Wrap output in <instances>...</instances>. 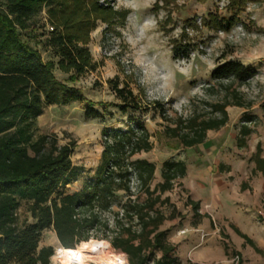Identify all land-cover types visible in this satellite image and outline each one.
<instances>
[{"label":"rangeland","instance_id":"1","mask_svg":"<svg viewBox=\"0 0 264 264\" xmlns=\"http://www.w3.org/2000/svg\"><path fill=\"white\" fill-rule=\"evenodd\" d=\"M98 2L127 15L112 24L101 20L95 23L86 47L96 68L74 82L68 81L72 72L58 69L59 58L46 46L52 29L46 7L29 21L27 30L20 31L22 39L38 50L44 61L55 63L54 74L59 81L79 89L88 102L98 104L96 109L105 111L104 119L87 120L84 103L45 106L36 119L35 138L55 135L59 145L75 144L71 160L74 166L83 168V173L66 191L81 190L94 175L103 151L102 131L125 129L134 119V123H144L151 135L152 150L138 153L133 160L155 164L152 189L162 182L161 170L166 161H184L190 171L163 196L168 202L161 207L169 218L162 229L169 230L167 239L171 245L179 246L184 257L190 255L186 264H264V174L255 158L258 155L264 162V0H244L235 23L227 30L216 28L212 20L217 18L226 25L234 18L230 0ZM138 18L140 22L148 20L140 30L139 40L132 38L139 30ZM146 32H150L148 43L141 44ZM184 48L188 49L189 59L181 56ZM176 49L180 50L175 59ZM150 50L155 54L149 55ZM157 55L168 58L167 75H157ZM228 61L254 67L258 74L244 83L212 81L213 71ZM111 80L131 89L148 111H128L123 115L115 106L120 101L111 90ZM156 80L163 82L152 87ZM154 102L162 105L163 114L154 110ZM226 103L228 122L207 132L204 143L210 141L209 146L185 148L170 137L173 128L182 134L188 132L186 120L191 117L198 121L219 117L216 105ZM203 168L208 169L205 176L200 174ZM132 187L136 195L137 184L133 182ZM141 198H145L144 194ZM126 200L127 193L120 192L113 211H119ZM193 203L199 204L198 213ZM25 208L22 203L18 210L20 221L27 218L31 222ZM111 216L102 214L109 220L110 229ZM172 216L175 218L170 219ZM106 235L111 231L101 228L90 232L89 241L96 243L79 248L80 243L73 251L65 249L61 264L84 258L105 264L102 258L107 256H116L122 262L120 254L127 264L126 254L116 250ZM202 239L209 242L196 248ZM42 247H52L51 264H59L55 252L62 246L52 230L43 233ZM86 249L91 253L86 255Z\"/></svg>","mask_w":264,"mask_h":264},{"label":"trees","instance_id":"2","mask_svg":"<svg viewBox=\"0 0 264 264\" xmlns=\"http://www.w3.org/2000/svg\"><path fill=\"white\" fill-rule=\"evenodd\" d=\"M242 2L230 0L235 15L228 24L223 25L217 18L212 24L229 29ZM43 7L52 28L46 46L59 58L58 69L72 72L68 79L71 82L96 68L86 47L95 23L101 20L112 24L127 15L100 6L98 0H0V264H51L53 248H40L45 231L52 230L60 245L73 251L80 243L79 248L96 243L89 241L90 232L101 228L111 231L106 238L116 250L126 254L127 264H181L174 256L176 248L168 242L169 230L162 229L169 218L161 207L168 202L163 196L186 177L187 165L184 161L164 162L162 182L152 189L155 164L133 160L138 153L153 148L144 123L130 119L125 129L105 128L99 165L82 189L74 193L66 189L83 173V168L74 166L71 160L75 144L59 145L55 135L35 138L36 119L45 106L84 103L87 120L105 118V111L96 109L98 104L88 102L79 89L55 77L54 62L44 61L39 51L22 39L20 31L29 28V21ZM178 50H174L175 59L179 58ZM181 52L182 58L189 59L187 48ZM257 74L254 67L228 61L213 71L211 79L244 83ZM109 84L120 101L115 106L123 115L128 111H148L127 86L120 87L115 80ZM153 106L164 113L159 102ZM226 107L227 103L216 105L220 114L216 118L187 119L188 132L182 134L173 128L170 137L178 139L185 148L203 144L208 131L218 130L228 122ZM255 158L264 174V162L258 155ZM133 182L139 189L136 195L132 193ZM120 192L127 193V200L119 211H113ZM22 203L31 222L27 218L20 221L18 210ZM193 208L198 213L199 204L193 203ZM104 213L112 214L111 229L109 220L102 218ZM120 255L123 262L124 255Z\"/></svg>","mask_w":264,"mask_h":264},{"label":"clouds","instance_id":"3","mask_svg":"<svg viewBox=\"0 0 264 264\" xmlns=\"http://www.w3.org/2000/svg\"><path fill=\"white\" fill-rule=\"evenodd\" d=\"M146 11V10H145ZM138 22H139V30L138 32L135 34V36H133L132 38L133 39H140V30L144 27L145 24L148 23V20H144L142 22L139 21V18H138ZM148 35H150V32H146L145 33V36H144V39L143 40H140V43L141 44H146L148 43V40H147V37ZM155 54L153 50H150L149 51V55H153ZM156 63V68H157V75L158 76H163V75H167L168 74V71H169V61H168V58L164 55H157V60L155 61ZM141 76H143V73L141 72ZM163 81L161 80H156L154 82H152L151 86L152 87H156L158 86L160 83H162ZM149 85H145V87H148Z\"/></svg>","mask_w":264,"mask_h":264},{"label":"crops","instance_id":"4","mask_svg":"<svg viewBox=\"0 0 264 264\" xmlns=\"http://www.w3.org/2000/svg\"><path fill=\"white\" fill-rule=\"evenodd\" d=\"M209 144H210V141H206V143H203V147H207V146H209ZM211 144H212V142H211ZM190 173V171L188 170V168H187V173ZM201 173V175L203 176H205L206 175V173L208 172V169H205V168H203V169H201V171H200ZM209 242V239L208 240H203L202 239V241L201 242H199L198 243V246L196 247V248H199L203 243H208ZM195 248V249H196ZM175 258H177V260L181 263V264H186L188 261H187V259L188 260H191L190 259V255H187L186 257H184V253L183 252H181V250H180V247L178 246L177 248H176V252H175ZM196 258V257H195Z\"/></svg>","mask_w":264,"mask_h":264},{"label":"bare ground","instance_id":"5","mask_svg":"<svg viewBox=\"0 0 264 264\" xmlns=\"http://www.w3.org/2000/svg\"><path fill=\"white\" fill-rule=\"evenodd\" d=\"M63 248V247H62ZM64 250H65V248H63ZM77 250V249H76ZM65 253V252H64ZM63 253V254H64ZM88 253H91V250L90 249H86L85 250V254L86 255H88ZM115 258H112V257H108L107 256V258H102L103 259V262L105 263V264H122V262L119 260V259H117V257L116 256H114ZM88 258H84V259H82V260H80V261H74V262H72V264H86V260H87Z\"/></svg>","mask_w":264,"mask_h":264},{"label":"built area","instance_id":"6","mask_svg":"<svg viewBox=\"0 0 264 264\" xmlns=\"http://www.w3.org/2000/svg\"><path fill=\"white\" fill-rule=\"evenodd\" d=\"M65 252V250L60 247L56 250L55 255L57 257V260L59 261V264L62 263V255ZM86 264H97L93 259H87Z\"/></svg>","mask_w":264,"mask_h":264}]
</instances>
